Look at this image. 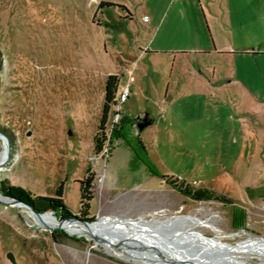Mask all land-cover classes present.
Listing matches in <instances>:
<instances>
[{
	"label": "rangeland",
	"instance_id": "1",
	"mask_svg": "<svg viewBox=\"0 0 264 264\" xmlns=\"http://www.w3.org/2000/svg\"><path fill=\"white\" fill-rule=\"evenodd\" d=\"M208 1L0 0V186L58 221L144 227L99 234L153 255L40 227L0 193V264H264V58L213 51ZM122 118L159 176L111 137Z\"/></svg>",
	"mask_w": 264,
	"mask_h": 264
},
{
	"label": "crops",
	"instance_id": "2",
	"mask_svg": "<svg viewBox=\"0 0 264 264\" xmlns=\"http://www.w3.org/2000/svg\"><path fill=\"white\" fill-rule=\"evenodd\" d=\"M208 3L212 21H207L214 52L255 60L264 58V0H210Z\"/></svg>",
	"mask_w": 264,
	"mask_h": 264
},
{
	"label": "bare ground",
	"instance_id": "3",
	"mask_svg": "<svg viewBox=\"0 0 264 264\" xmlns=\"http://www.w3.org/2000/svg\"><path fill=\"white\" fill-rule=\"evenodd\" d=\"M7 158L8 157L5 153L2 160L0 161V171L2 170L4 164L6 163ZM31 219L33 220V222L36 225L43 227V228L46 227V228L53 229V228H59L60 227V228H63L64 230H67L72 235H80V236H86V237H91L92 235L96 236L98 238L97 243H104L105 244L104 246L106 248H109L110 250L112 249L111 246H113V245L116 247L118 246L121 249V251H120V253L116 254L117 256H122V257L124 256L127 258L132 257L136 260L153 258L152 254H150V255L145 254L144 252H141L139 249H135V247H131V248L127 249V248L123 247V245L121 243H119V240H118V242H115V240L109 241L106 239L105 236H102L99 234V232H101V231L108 233L107 230H109V229H110V231L111 230H117V231L121 232L120 237H122L124 239L123 241H125L127 244V243L133 242L130 239H134V241H135L136 240L135 238H137L136 236H138V238H142V239H144V238L146 239V237H151L150 236V234H151L150 230L149 231L143 230L144 227H138L137 228L134 226H127V227H125V226H113V225L109 224L110 218H100L92 224H87L88 225L87 226L85 224H81V223H78V222L72 221V220H60V221H58L54 216H52L49 213H45V214H42L40 216H36V215L32 216L31 215ZM106 228H108V229L105 230ZM130 233H132V234L134 233L133 236ZM192 237L194 239L197 238L196 240H200V241H202V243L205 242V240L201 239L200 237H196V236H192ZM152 238L155 239L154 237H152ZM121 240L122 239H120V241ZM150 240H152V239H150ZM152 242L155 243L154 241H152ZM113 243H115V244H113ZM133 243H135V242H133ZM147 243L152 244L150 242H147ZM182 254H184V253H182ZM182 254L176 252V255H179L180 258L183 257ZM168 258H170V257H168ZM170 260H172V258H170ZM182 260H184V261L181 263H178V264H201V263H199L200 261L198 262L197 260H193V259H183L182 258Z\"/></svg>",
	"mask_w": 264,
	"mask_h": 264
},
{
	"label": "trees",
	"instance_id": "4",
	"mask_svg": "<svg viewBox=\"0 0 264 264\" xmlns=\"http://www.w3.org/2000/svg\"><path fill=\"white\" fill-rule=\"evenodd\" d=\"M111 5L108 3H101L100 5ZM131 125H133V121L130 119L122 118L120 121V126L118 128H113L111 131V137L115 139H123L127 142L128 146L132 149L137 159L147 168L149 173L154 176H159V172L156 169L155 165L149 158L148 152L143 141L140 139L139 135L131 136ZM130 137V139H128ZM180 193L184 195H188L189 197L198 200L199 198L193 194H188L185 191L179 190ZM1 195L9 198L18 199L26 204H32L33 199L31 193L17 185H10L3 182L0 186ZM233 210V218L236 222L235 227L242 228L244 227L245 215L242 209ZM55 238H59L61 240L69 239L74 240L73 238L67 236L65 233L60 231L59 234L53 233Z\"/></svg>",
	"mask_w": 264,
	"mask_h": 264
},
{
	"label": "water",
	"instance_id": "5",
	"mask_svg": "<svg viewBox=\"0 0 264 264\" xmlns=\"http://www.w3.org/2000/svg\"><path fill=\"white\" fill-rule=\"evenodd\" d=\"M151 123H152L151 119H149L147 116H145L140 122L137 123V128L139 131H142L145 127L149 126ZM5 144H6V142H5ZM6 147L8 150V152H7V156H8L9 155V146H7V144H6ZM2 198L5 199V201H3V203L6 205H17V206L22 205V206L28 208L34 215H36V216L41 215V214L35 212L30 204H26V203H24L18 199L9 198V197H5V196H2ZM77 221H79V220H77ZM79 222H81L83 224H87L86 221H79ZM91 238L95 241H98V238L96 236L92 235ZM210 239H212V238H210ZM259 239H261L263 241L262 238H259ZM182 255H184V254H182ZM6 257L12 264H16L15 259L11 253H7Z\"/></svg>",
	"mask_w": 264,
	"mask_h": 264
},
{
	"label": "built area",
	"instance_id": "6",
	"mask_svg": "<svg viewBox=\"0 0 264 264\" xmlns=\"http://www.w3.org/2000/svg\"><path fill=\"white\" fill-rule=\"evenodd\" d=\"M128 95H129V91L128 88L125 87L123 88L120 93L118 94V98H117V110H119L121 108V105L124 104L126 102V100L128 99ZM117 115L115 120L117 119Z\"/></svg>",
	"mask_w": 264,
	"mask_h": 264
},
{
	"label": "flooded vegetation",
	"instance_id": "7",
	"mask_svg": "<svg viewBox=\"0 0 264 264\" xmlns=\"http://www.w3.org/2000/svg\"><path fill=\"white\" fill-rule=\"evenodd\" d=\"M239 229H245V228H244V227H242V228H238V230H239Z\"/></svg>",
	"mask_w": 264,
	"mask_h": 264
}]
</instances>
